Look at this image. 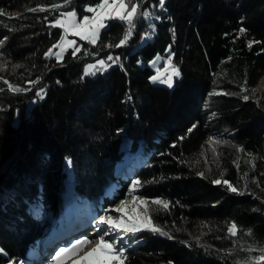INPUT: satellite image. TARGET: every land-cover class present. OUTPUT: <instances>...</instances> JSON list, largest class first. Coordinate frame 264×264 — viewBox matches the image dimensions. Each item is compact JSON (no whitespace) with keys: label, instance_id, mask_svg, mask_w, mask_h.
<instances>
[{"label":"trees","instance_id":"trees-1","mask_svg":"<svg viewBox=\"0 0 264 264\" xmlns=\"http://www.w3.org/2000/svg\"><path fill=\"white\" fill-rule=\"evenodd\" d=\"M97 2L53 10L64 0H0V264H23L45 236L30 207L58 215L66 160L74 193L94 210L131 189L149 201L153 224L167 235L138 232L125 264H256L264 248V90L250 92L264 76V0H165L163 8L143 0L152 18L137 19L125 45L114 47L126 23L110 20L95 45L79 41L75 56L46 57L62 36L50 27L59 12L82 18ZM39 7L47 10L28 11ZM168 51L180 78L153 85L147 64ZM101 59L106 69L83 74ZM4 80L30 90L12 92ZM211 135L219 141L206 164L198 155ZM124 139L144 158L127 179L115 171Z\"/></svg>","mask_w":264,"mask_h":264},{"label":"snow or ice","instance_id":"snow-or-ice-1","mask_svg":"<svg viewBox=\"0 0 264 264\" xmlns=\"http://www.w3.org/2000/svg\"><path fill=\"white\" fill-rule=\"evenodd\" d=\"M165 0H160V7L163 8ZM70 0H64V4H53L51 7L53 10H59L62 7L69 5ZM143 0H98L95 5H86L84 8L85 13H90L91 15H83L82 18H78V13L76 10L60 11L59 16L50 22V27L60 28L63 30V35L60 40L54 44L45 53L46 57H51L55 55L57 61L63 59V53L68 49L72 48V55L75 56L77 52L80 51V47L76 46L75 40H69L67 37L69 34L72 36L79 37L80 40L87 41L90 44L95 45L100 37V33L105 29L107 21L119 20L127 24V30L119 43L114 45V47H121L126 44V42L131 38L132 31L135 27V21L141 17L148 19L150 13L147 10L141 11ZM44 7L30 8L28 11H46ZM4 9H0V15H4ZM14 18V17H9ZM47 19V18H45ZM158 19V17H157ZM245 29L241 28L240 32L243 33ZM7 38L5 37V40ZM3 41H0V46H2ZM108 47H113V45H108ZM249 47H251V42H249ZM53 48H58L59 51L53 53ZM108 61H113V63L119 60V57L114 58L109 55L107 57ZM169 66L171 67V73L167 75L165 79H161V75L158 71L157 75L151 77L153 82L160 81L161 83L167 84L172 87L173 76H179L180 72L174 66H171V56L169 57ZM99 65V67H97ZM108 65L106 61L101 59L98 60L96 64H89L85 68V75H95L96 71L104 70ZM95 69V71H93ZM0 79H3L0 77ZM30 83L35 84L36 81H31ZM4 84L8 86V90L12 92L28 91L30 89H22L18 86L10 84L7 80H4ZM3 91V89H0ZM43 89L37 92V95H41ZM248 100V96L243 97ZM243 151V149H240ZM69 165L71 161H68ZM237 167L239 165L237 164ZM203 175V173H200ZM247 175V174H245ZM224 183L227 185L228 189L232 192H236L237 189L229 183L227 180L221 181L219 179L214 180V184ZM139 180L133 181V190L140 185ZM149 201L146 199L134 198L133 207L131 209V214L125 213V208L128 206L126 201H122L120 206L116 211L120 212L119 217H112L105 215L101 217L98 224L100 226L106 225L107 227H98L99 238L98 242L95 244L90 251L84 252L83 249L86 245L90 244L91 241L87 238H80L72 242L67 247H60L52 257V264H67L70 260L71 264H125L127 256L125 252L127 251L128 242L125 237L129 234L135 235L136 233L147 229L153 233H160L162 235H167L163 230L153 224L152 219L148 214ZM152 204L162 207L163 209L169 208V202L162 199H155L151 201ZM142 210L138 211V209ZM116 235H113V234ZM228 233L230 236L235 237L238 234V226L236 223H232L228 227ZM248 235H251L249 231ZM106 236L111 237L110 239H105ZM252 251V248L248 249ZM83 252V255L80 253ZM264 262V248L261 249V254L256 258V264H262ZM9 264H14L13 261H9Z\"/></svg>","mask_w":264,"mask_h":264},{"label":"rangeland","instance_id":"rangeland-1","mask_svg":"<svg viewBox=\"0 0 264 264\" xmlns=\"http://www.w3.org/2000/svg\"><path fill=\"white\" fill-rule=\"evenodd\" d=\"M89 15L91 14L89 13ZM126 28H127V24H126ZM62 35H63V30H62ZM67 38L69 40H75L76 46L79 41H84V40H80L79 37L72 36L71 34H69ZM79 47L81 48L80 45ZM68 50H73V49L68 48L63 53V56L66 54ZM58 51H59L58 48H53V53L58 52ZM170 56L171 54L168 51L165 55L157 56L154 60H152L151 62L147 64V66L154 72L153 76L157 75L159 71L161 75V79H165L167 75L171 73V67L169 66V63H168ZM52 57L56 59L55 55H53ZM96 63L97 62L91 63V64H96ZM171 66H173L172 63H171ZM97 67H99V65H97ZM85 68L86 66L83 69L84 75H85ZM93 71H95V69ZM179 78H180V75L173 76V82L174 80L179 79ZM150 81L153 85L170 88L167 84L161 83L159 80L153 82L150 79ZM173 82H172V85H173ZM263 90H264V83L261 87L258 84L255 88L251 90L250 95H254L255 97H258L262 95ZM221 93L222 91L220 90H216L213 92V94L215 95L221 94ZM210 119L212 118L210 117L209 120ZM218 141L219 140L217 138V135H211L209 137L202 152H200L198 155V157L203 159L204 163L208 164L210 162V159L207 156V154L214 147V144H217ZM120 149L123 152V155H122L121 162L116 165V169L119 170L116 173L117 175L119 174L121 178L123 177V179H127V178H130L131 175L133 174V172H131L132 168H135L134 166H136V164L140 162L142 163L144 161V158L141 155L140 151H137L136 153L131 154L129 151L130 144L125 139L122 141ZM135 159H137L136 164H133L134 166L131 167L129 170L128 169L129 165L127 166V163ZM69 170H70V165L68 163V160H66L64 162V171L66 174V178L63 181L64 190L59 196L61 203H60V209H59L58 215L54 216L51 212L43 211L42 209L34 205H31L30 207L32 214L35 215L40 220V222L45 226L46 234L43 238L35 241L33 245L28 247L25 253L26 261L23 264H52V257L54 256L55 252L60 247H67L75 240L84 238V237H87L91 241V243L86 245L83 251L84 252L90 251L93 247H95V244L97 243L96 241L98 238V236L95 233L96 231H95L94 223L96 221H99L101 217H104V214L107 211H111L112 209H114L115 206L121 201L119 200L116 204L109 206V207H100L98 211L94 210L92 205L87 200L77 196L74 193L72 174H71V170L70 171ZM69 172L71 176H68ZM200 173L201 171L198 174L200 175ZM67 180H70L71 183L68 184L69 181ZM133 195L140 197L141 199L144 198L143 196L133 193L131 189L129 196H133ZM146 207L148 209V214L150 216L149 206L147 205ZM142 208L143 207H141L140 210H142ZM209 226L210 224L207 222H200L201 228L209 227ZM144 230H147V229H144ZM136 234L135 235L129 234L128 236L125 237V240L127 239L126 241L128 242L127 248H131L139 244V241H135ZM113 235H116V234L114 233ZM80 254L83 255V252H81ZM67 264H71V261L69 260Z\"/></svg>","mask_w":264,"mask_h":264},{"label":"bare ground","instance_id":"bare-ground-1","mask_svg":"<svg viewBox=\"0 0 264 264\" xmlns=\"http://www.w3.org/2000/svg\"><path fill=\"white\" fill-rule=\"evenodd\" d=\"M151 18H152V15H151ZM150 18V19H151ZM263 83H264V76H262V78L259 80V82H258V84H259V86L261 87L262 85H263ZM136 162H137V159H135V160H133V161H130V162H128L127 163V166L129 165V167H128V169L130 170V168L131 167H133L134 165L133 164H136ZM130 164H132V165H130ZM70 171V170H69ZM68 176H71L70 175V172H69V175ZM67 181H69L68 182V184H70L71 183V181L70 180H67ZM67 183V182H66ZM72 187V186H71ZM134 198H137V196H129L127 199H123V200H121L116 206H115V208L114 209H112L111 211H107L105 214H104V216L105 215H109V216H112V217H119L120 215H121V213L120 212H118V211H116V209L120 206V204H121V202L122 201H126L127 202V204H128V206L125 208V213H127V214H131V209H132V207H133V200H134ZM138 198H140V197H138ZM141 199V198H140ZM142 207H145V206H142ZM138 211H140V209H138ZM98 222L99 221H96L95 223H94V227H95V233H96V235L98 236V238H99V232H98V227H107L106 225H104V226H100L99 224H98ZM98 238H97V241L96 242H98ZM111 237H109V236H106L105 237V239H110Z\"/></svg>","mask_w":264,"mask_h":264},{"label":"water","instance_id":"water-1","mask_svg":"<svg viewBox=\"0 0 264 264\" xmlns=\"http://www.w3.org/2000/svg\"><path fill=\"white\" fill-rule=\"evenodd\" d=\"M123 131H124V129L122 131H120V134L123 133ZM141 164H142L141 162L136 164V166H134L135 168H132L131 172L135 173L137 171V169L141 166ZM115 171L118 172L119 170L115 169ZM155 199H161V198H155ZM155 199H153V200H155ZM133 247H135V246H133ZM133 247H131V248H133ZM131 248H127V249H131Z\"/></svg>","mask_w":264,"mask_h":264},{"label":"built area","instance_id":"built-area-1","mask_svg":"<svg viewBox=\"0 0 264 264\" xmlns=\"http://www.w3.org/2000/svg\"><path fill=\"white\" fill-rule=\"evenodd\" d=\"M149 18H151V14H150V17Z\"/></svg>","mask_w":264,"mask_h":264}]
</instances>
